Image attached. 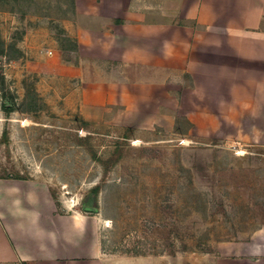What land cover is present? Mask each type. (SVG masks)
Returning a JSON list of instances; mask_svg holds the SVG:
<instances>
[{
  "label": "rangeland",
  "instance_id": "374dc122",
  "mask_svg": "<svg viewBox=\"0 0 264 264\" xmlns=\"http://www.w3.org/2000/svg\"><path fill=\"white\" fill-rule=\"evenodd\" d=\"M72 12V0H0V179L35 181L57 214H82L87 264H235L228 246L264 225V145L91 109L71 81Z\"/></svg>",
  "mask_w": 264,
  "mask_h": 264
},
{
  "label": "crops",
  "instance_id": "0c3cea01",
  "mask_svg": "<svg viewBox=\"0 0 264 264\" xmlns=\"http://www.w3.org/2000/svg\"><path fill=\"white\" fill-rule=\"evenodd\" d=\"M72 4L62 25L78 45L71 81L86 86L84 104L126 105L137 121L150 112L183 123L184 137L264 145V0ZM70 213L35 181L0 179V264H87L83 216ZM228 248L235 264H264V225Z\"/></svg>",
  "mask_w": 264,
  "mask_h": 264
},
{
  "label": "bare ground",
  "instance_id": "6f19581e",
  "mask_svg": "<svg viewBox=\"0 0 264 264\" xmlns=\"http://www.w3.org/2000/svg\"><path fill=\"white\" fill-rule=\"evenodd\" d=\"M76 204V203H75ZM68 208L70 207L71 208V210H73V208L75 207V205H71V203L70 204H68V205H66ZM77 217H80L81 218V216H82V214H80V213H76L75 214ZM103 219V218H102ZM76 222H79L80 220L79 219H76L75 220ZM104 222H105V225L106 224H110L109 222H108V220H104ZM109 226V225H108Z\"/></svg>",
  "mask_w": 264,
  "mask_h": 264
},
{
  "label": "water",
  "instance_id": "95a60500",
  "mask_svg": "<svg viewBox=\"0 0 264 264\" xmlns=\"http://www.w3.org/2000/svg\"><path fill=\"white\" fill-rule=\"evenodd\" d=\"M88 210H91V208H87Z\"/></svg>",
  "mask_w": 264,
  "mask_h": 264
},
{
  "label": "built area",
  "instance_id": "2783aa9c",
  "mask_svg": "<svg viewBox=\"0 0 264 264\" xmlns=\"http://www.w3.org/2000/svg\"><path fill=\"white\" fill-rule=\"evenodd\" d=\"M49 54H51V52H49Z\"/></svg>",
  "mask_w": 264,
  "mask_h": 264
}]
</instances>
